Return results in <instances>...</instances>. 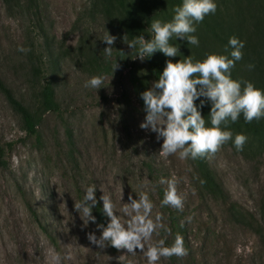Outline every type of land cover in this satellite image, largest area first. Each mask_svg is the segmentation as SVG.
Returning <instances> with one entry per match:
<instances>
[{
  "label": "rangeland",
  "instance_id": "rangeland-1",
  "mask_svg": "<svg viewBox=\"0 0 264 264\" xmlns=\"http://www.w3.org/2000/svg\"><path fill=\"white\" fill-rule=\"evenodd\" d=\"M215 2V15L197 26L200 46L173 40L182 53L173 62L188 56L202 61L208 54L231 58L232 49L225 48L235 36L245 48L232 78L264 89V62L254 55L259 48L254 21L264 17V0ZM181 4L182 0H0V79L31 113L41 116L37 143L22 130L19 116L0 92V143L6 149L5 166L0 165V264H50L52 250L71 256L63 264H146L139 250L137 256L119 259L125 253L92 245L87 235L99 237L97 225L87 224L75 210L86 188L95 184L97 199L110 195L117 214L126 220L122 203L129 202L130 194L137 198L139 185L146 181H151L146 190L156 205L153 216L162 213L171 229V235L161 232L154 240L164 238L170 246L179 233L189 250L187 257L161 264H264V132L256 135L243 124H230L225 130L248 137L244 150L238 152L229 142L215 156L203 158L236 210L258 222L251 226L232 216L228 203L200 183L196 160L160 157L163 141L139 127L145 117L140 94L156 79L147 60L136 58L127 43L140 35L151 39V22L170 21ZM106 32L118 37L111 56L103 52ZM21 46L31 51H17ZM151 58L164 69L167 58L162 53ZM116 62L120 68L114 72ZM248 64L255 65L254 70L249 71ZM97 75L106 77L103 88H85L84 83ZM47 83L53 86L57 112L40 110ZM210 107L202 109L209 127ZM173 175L181 178L183 212L160 206L167 184L159 181Z\"/></svg>",
  "mask_w": 264,
  "mask_h": 264
},
{
  "label": "clouds",
  "instance_id": "clouds-1",
  "mask_svg": "<svg viewBox=\"0 0 264 264\" xmlns=\"http://www.w3.org/2000/svg\"><path fill=\"white\" fill-rule=\"evenodd\" d=\"M218 4L215 0H182L176 6L170 21L155 19L150 24L153 33L151 39L140 35L134 37L127 46L136 51V58L141 62L162 53L166 59V66L158 80L140 94L143 101L144 121L140 129L156 134L157 141L162 140L159 156L167 159L172 156L181 161L189 159L195 161L205 157H213L223 150V147L232 142L238 152L244 150L248 137L244 134H233L225 130L230 124L237 123L241 116L245 123H252L264 118V89H259L251 81L232 78V70L237 62L244 59L245 43L235 36L229 38L228 47L232 51L229 55L208 54L206 58L194 62L191 56L173 62L182 55L180 47L173 40L186 41L195 47L200 46L196 35L198 25L202 24L207 16L215 15ZM126 35L123 37L125 40ZM117 36L106 32L103 42L106 56H111ZM17 51L25 55L30 48L18 47ZM125 55L123 51H119ZM120 68L118 62L113 64V71ZM255 65L248 64L249 71ZM106 77L92 76L84 83L85 88L100 90L103 88ZM199 101V104H197ZM211 105L209 117L211 126H206L202 109ZM180 179L173 175L170 179L161 178L159 183L167 184L161 207H170L183 212L185 197L179 192ZM146 181L139 185L141 189L137 198L128 196V203H122L120 212L128 219L123 220L117 214L116 204L110 195L103 193L99 201L96 197L97 187L89 185L83 199L75 204V210L82 214L86 223L97 225L99 237L95 233H88L87 239L99 249L112 247L127 256H137V250L146 259V264H161L162 260H171L173 257L183 259L188 256L189 250L185 246L184 237L177 233L174 242L166 245V239H156L161 232L171 235V229L164 223V216L153 211L156 207L148 191ZM201 184L205 181L201 180ZM102 201L103 215L107 218L106 226L97 224L93 209ZM122 201V197H121ZM190 219V218H189ZM70 255L62 256L52 250L50 264H63ZM128 264H132L129 260Z\"/></svg>",
  "mask_w": 264,
  "mask_h": 264
},
{
  "label": "trees",
  "instance_id": "trees-1",
  "mask_svg": "<svg viewBox=\"0 0 264 264\" xmlns=\"http://www.w3.org/2000/svg\"><path fill=\"white\" fill-rule=\"evenodd\" d=\"M109 2V0H103ZM255 33L254 38L256 39L257 45L259 48L255 47L254 55L262 59L264 62V17L256 18L254 21ZM149 69L154 75V78L158 80L159 75L162 73L161 67L152 59H146ZM35 73L39 74L40 70L38 68L33 69ZM0 92L4 95L6 101L9 103L14 112L19 116L21 121V128L26 133L28 137H33L35 141L39 142V134L37 126L40 122L41 116L31 113L19 100H17L14 95L11 93L10 89L2 82L0 79ZM198 102V101H197ZM40 110L44 112H57L59 110L58 106L54 101V89L51 83L45 84L41 91V100H40ZM241 124L245 125L253 134L258 135L259 131L264 132V118L259 121H253L252 123H245L243 116L239 119L237 123L232 124L234 127L239 128ZM10 147V146H9ZM6 149L0 143V165L5 166L4 156L6 154ZM196 165L200 172L201 180L205 181L203 184L208 192L214 196L216 199H219L222 203H228L229 212H231L234 217H241L251 226L258 224V222L253 219L250 215H244L242 211H237L235 206L236 203H231L228 194L223 189L222 185L217 181L214 173L210 171L204 159L196 160ZM98 200V199H97ZM99 201V200H98ZM230 203V204H229ZM103 204L99 202L94 208L96 217L98 218L100 224L106 226L107 220L103 215ZM260 227V226H258ZM47 234L46 230L44 229ZM259 232L263 233L261 227Z\"/></svg>",
  "mask_w": 264,
  "mask_h": 264
}]
</instances>
